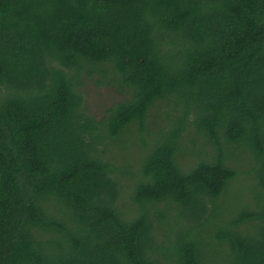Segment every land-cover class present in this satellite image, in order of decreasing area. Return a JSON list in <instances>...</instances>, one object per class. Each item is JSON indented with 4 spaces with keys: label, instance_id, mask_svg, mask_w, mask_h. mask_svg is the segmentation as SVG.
I'll return each instance as SVG.
<instances>
[{
    "label": "trees",
    "instance_id": "1",
    "mask_svg": "<svg viewBox=\"0 0 264 264\" xmlns=\"http://www.w3.org/2000/svg\"><path fill=\"white\" fill-rule=\"evenodd\" d=\"M83 74L126 94L101 120ZM163 102L127 220L98 151ZM191 128L212 153L184 170ZM0 264H264V0H0Z\"/></svg>",
    "mask_w": 264,
    "mask_h": 264
},
{
    "label": "rangeland",
    "instance_id": "2",
    "mask_svg": "<svg viewBox=\"0 0 264 264\" xmlns=\"http://www.w3.org/2000/svg\"><path fill=\"white\" fill-rule=\"evenodd\" d=\"M107 76L83 74L80 77L81 86L78 90L83 99V112L85 115L97 120H101L106 115L108 108L123 101L126 97L123 90L110 82L116 76L113 74ZM173 109L172 104L160 103L151 110L150 115L147 117L143 134L138 133V125L135 123L121 136L122 143H117L115 147L110 145L108 148H101L98 151V156L102 161L110 164L114 167V170L117 169L114 172V178L119 186L120 197L116 201V207L127 220L132 219L137 212L131 200V192L135 183L139 181L140 159L150 148V146H144L142 140H145L147 145H152L159 135V131H166L170 127L172 118L168 120V117L173 116ZM183 144L185 148L178 154V163L184 170L199 160L209 159L212 153L211 146L206 143L203 137L197 136L192 128L184 136ZM250 160L252 159L248 153H235L227 161V164L238 172L235 189L237 188V195L242 192L240 196H246L247 205L252 203L251 193L256 184L252 174L246 173L251 168ZM124 164L130 167L125 170V173L120 170L121 165ZM243 205H245V202H243ZM160 207L162 208L163 205H160ZM173 213L174 211L171 210L169 218ZM166 233V229L158 228L153 234L157 237L156 241L158 243L165 244V241H167L165 239Z\"/></svg>",
    "mask_w": 264,
    "mask_h": 264
}]
</instances>
